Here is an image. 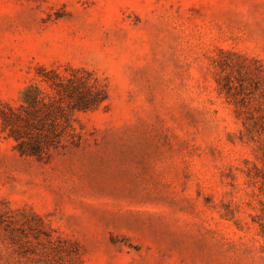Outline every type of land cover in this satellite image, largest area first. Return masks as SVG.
I'll return each instance as SVG.
<instances>
[{"label": "rangeland", "instance_id": "rangeland-1", "mask_svg": "<svg viewBox=\"0 0 264 264\" xmlns=\"http://www.w3.org/2000/svg\"><path fill=\"white\" fill-rule=\"evenodd\" d=\"M219 50L264 76V0H0V103L40 66L91 71L108 95L48 161L0 132V264H264L261 163Z\"/></svg>", "mask_w": 264, "mask_h": 264}, {"label": "trees", "instance_id": "trees-1", "mask_svg": "<svg viewBox=\"0 0 264 264\" xmlns=\"http://www.w3.org/2000/svg\"><path fill=\"white\" fill-rule=\"evenodd\" d=\"M218 90L234 106L243 130L240 141L253 145L256 160L246 162L249 181L264 194V76L257 60L219 50L213 60ZM105 85L91 71L38 67L36 76L21 89L15 103H0V132L14 142L13 150L21 157L48 161L54 153L79 147L81 129L76 116L106 105ZM256 216L264 236V199L258 200ZM49 243H52L48 239Z\"/></svg>", "mask_w": 264, "mask_h": 264}]
</instances>
